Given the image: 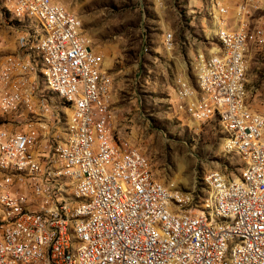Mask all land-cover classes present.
Listing matches in <instances>:
<instances>
[{"label": "built area", "instance_id": "1", "mask_svg": "<svg viewBox=\"0 0 264 264\" xmlns=\"http://www.w3.org/2000/svg\"><path fill=\"white\" fill-rule=\"evenodd\" d=\"M10 12L24 13L33 10L35 17L47 20L50 25L49 58L54 75L61 88L77 95L79 114L72 121H79L81 141L78 150L64 149L66 158L55 170H46L47 155L54 140L64 137L54 130V107L40 97L43 116H33L35 103L27 101L18 92V79H25L27 87H34L32 60L24 49L27 32H20L21 54L15 68L0 64V113L3 114V132H0V264H23L27 256H37L34 245L49 248V261L39 264H65L64 242L58 227L64 220L72 221V234L82 242L80 263L86 264H225L229 231L242 233L251 241V250L241 255V264H264V138H254L250 118L234 112L231 98L232 74L235 71L236 50L240 46V30L226 26L227 9L223 7L226 47L212 55V63H205L207 74L201 75V87L196 95H189L183 85H175L183 109L195 122L216 120L229 123L230 129L239 134V144L247 157L256 164V171L249 175L255 185L251 197H242V190L223 196V208L232 217H240L239 228L208 230V223L189 220L171 222L167 213H160L158 197H167L166 189L146 185V178L137 165L135 153L114 141L107 116L96 94L92 91L95 57L82 46L80 33L75 30V15L60 13L58 1L9 0ZM239 16L243 17L241 13ZM166 49H171L169 33ZM198 60H205L198 53ZM21 66H28L27 76H19ZM9 69H17V80L9 81ZM245 91V90H244ZM65 107H68L66 105ZM26 126L25 134L17 133V125ZM39 126L51 127V137L43 142L37 156L27 154L29 137L39 135ZM264 137V136H263ZM16 167H26L25 175H15ZM68 171L71 175V198L85 200L84 218L65 219V206L71 199L62 198V188L52 179V172ZM17 176H24L35 190V199L22 195V185ZM214 180V178H213ZM195 195L180 209L194 208V214L204 216V207L195 203ZM22 200H33V214H25ZM42 210H50V217H42ZM82 220H90L89 229H80ZM18 224V233L7 235V226ZM40 230H47L48 240L39 243Z\"/></svg>", "mask_w": 264, "mask_h": 264}, {"label": "rangeland", "instance_id": "2", "mask_svg": "<svg viewBox=\"0 0 264 264\" xmlns=\"http://www.w3.org/2000/svg\"><path fill=\"white\" fill-rule=\"evenodd\" d=\"M54 1L81 19L84 40L97 54L102 74L111 84L114 137L147 157L155 179L181 198L180 206L189 201V194H196L195 203L202 207L205 174L218 172L231 179L240 174L243 159L226 151L225 130L216 120L195 122L180 108L175 85L180 78L195 87L196 55L211 57L221 48L216 35L224 29V7L227 28L243 25L247 33L245 110L264 115V0ZM9 4L0 0V64L15 68L23 26ZM168 33L171 43L173 39L169 53L164 46ZM35 80L34 84L41 85L40 79ZM39 85L40 96L54 107V130L62 135L69 110L56 94ZM33 100L38 101L35 96ZM16 129L26 132L22 124ZM34 136L40 148L50 139L51 127L39 126V135Z\"/></svg>", "mask_w": 264, "mask_h": 264}, {"label": "bare ground", "instance_id": "3", "mask_svg": "<svg viewBox=\"0 0 264 264\" xmlns=\"http://www.w3.org/2000/svg\"><path fill=\"white\" fill-rule=\"evenodd\" d=\"M58 9L60 13L75 15V30L80 33L82 46H86L87 53L93 54L96 58L95 67L93 69L92 91L99 99L103 108V112L107 116L108 125L111 127L112 131L110 113V99L112 91L111 84L109 80L102 74L100 61L97 54L87 46L86 41L84 40L81 19L59 2ZM14 14L19 19V21L22 22V32H27L24 42V49L29 55L30 60H32V65L34 66L33 81L35 82V79H40L41 85L44 86L43 88H45V91L48 90L56 94L65 105H68V118L61 131L64 137L70 138H63V140H56L53 142L50 145V153L47 155L46 170H55L57 167H59V163H62L64 158H66V151H64V149L78 150V147L80 146V123L79 121H72V118H77L79 114L77 95L69 94L67 91L62 89L61 85L56 81L52 60L49 58L48 54V51L50 50V42L48 39L50 36V25L48 21L35 17L33 10H26L25 14ZM223 33L224 29H219L216 35L221 48L226 47V39L223 35H221ZM240 39V46L236 50L237 61H235V71L238 73L232 74L231 98L234 101V112H238L239 117L250 118L253 125H261L262 116L257 113H247L243 104L245 76L247 72V66L245 62V48L248 39L244 28L240 30ZM18 46L19 50H21V40L19 38ZM145 49L147 50V48ZM216 54H219V50L213 55ZM205 63H212V56L208 60L204 61L198 69L196 75L198 87H201V75L207 74V67L205 66ZM19 70L21 71L19 76H27L28 66H21ZM14 71V69H9V81L17 80V72ZM24 85H27L25 79H18V92L20 94H25L28 102L34 103V96L38 100V96L34 94H37L39 84H34L37 91L32 90L35 89L34 87H25ZM41 85H39V88H42L40 87ZM45 91L43 90V92ZM185 91L188 92L187 88H185ZM32 92H34V94ZM42 98L44 97L42 96ZM36 105L37 103H35V106H33V116H35V118H42L41 111L43 110V107L39 103L38 105L40 106V110L36 112L34 111ZM0 122H3L2 113H0ZM221 126L226 133V151L229 153H237L243 159L244 165L240 174L236 178L232 179L227 177L225 174L218 172H210L202 177V184L206 188V195L204 196L202 205V207H204V216H200V214H194V208L180 209L179 203L181 202V198H179L176 193L169 189L167 197L157 198V207L160 213H167V218L171 222H178V220H189L191 215H193V221H198V223H208L209 221L208 230L210 231L227 230L231 221L232 228H239L240 217H232V214L226 213L223 208V196H231L235 190H242V197H251L255 193V185L250 184V177L248 176L252 175V173L256 171V164L252 163L251 158L247 157L246 151L242 147V144H239L238 132L230 129L229 123H221ZM0 132H3V124H0ZM263 132V126H255L254 138H256V140H263ZM17 133L25 134L26 132L17 131ZM35 139L36 137L34 135L29 137L27 154H30V156H37V154L41 151V146L40 148H36L37 140L35 141ZM47 140L49 139H46L45 142ZM114 141L118 140L114 137ZM125 147L128 150H133L135 153V159H137V165H142L141 174L144 178H146V185L156 189H166V185L155 179L153 176L147 157L136 147ZM25 174L26 167L15 168V175ZM0 178H2L1 169ZM52 179L57 186L64 187L62 188V198L71 199V206H65V219L84 218V209L82 207H85V200H83V198H71L70 188L72 186V179L68 171H61V173L52 172ZM17 184L22 185V195L24 198L35 199V190L33 189L30 181L26 180V177L17 176ZM21 208L25 209V214H33L34 201L22 200ZM42 217H50V210H42ZM89 227L90 220H82V222H80V229H89ZM71 232V220H64V222H62L58 227V235L64 242V254L66 256L65 264H86L80 263L82 242H79L78 234H72ZM16 233H18V224H9L7 226V235H15ZM47 240V230H40L39 243H46ZM225 244L228 245L225 255V264H241V255H236L238 247L240 253H247L249 250H251V241H246V237L243 236L242 233L236 231H229V236L225 237ZM34 252H37V256L25 257L23 259V264H39L38 256H42V261H49V248H41V245H34ZM168 264H175V261H168Z\"/></svg>", "mask_w": 264, "mask_h": 264}, {"label": "crops", "instance_id": "4", "mask_svg": "<svg viewBox=\"0 0 264 264\" xmlns=\"http://www.w3.org/2000/svg\"><path fill=\"white\" fill-rule=\"evenodd\" d=\"M214 20H215V18H214ZM193 21H194V20H193ZM214 28H215V24H214ZM213 31H214V35H216V30L214 29ZM205 35H207V34H205ZM172 37H173V36H172ZM164 40H166V36H165ZM164 46H165V42H164ZM172 47H173V39H172V43H171V48H172ZM165 48H166V47H165ZM245 50H246V48H245ZM169 52H171V51L169 50L168 53H169ZM203 56H204V54H203ZM203 58H205V60H198V54L196 55V59H195V62H194L195 77H196V75H197V72H198V69H199L200 65H201L204 61L208 60L210 57H203ZM100 67H101V62H100ZM101 70H102V68H101ZM102 71L105 72L104 70H102ZM179 81H180V83L183 85L184 88H187L189 95H196V93H197V82H196V86H195V87H192V86L189 85L185 80H182V79H180V78L176 81V84H179ZM188 88H189V89H188ZM110 113H111V116H112V111H111V110H110ZM122 145H125V146H128V147H131L130 144L122 143Z\"/></svg>", "mask_w": 264, "mask_h": 264}]
</instances>
